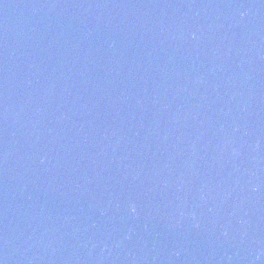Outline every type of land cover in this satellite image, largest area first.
Here are the masks:
<instances>
[{
	"label": "water",
	"instance_id": "obj_1",
	"mask_svg": "<svg viewBox=\"0 0 264 264\" xmlns=\"http://www.w3.org/2000/svg\"><path fill=\"white\" fill-rule=\"evenodd\" d=\"M0 264H264V0H0Z\"/></svg>",
	"mask_w": 264,
	"mask_h": 264
}]
</instances>
